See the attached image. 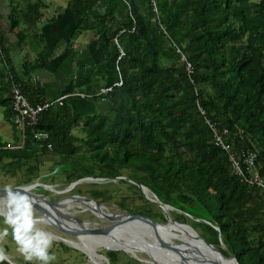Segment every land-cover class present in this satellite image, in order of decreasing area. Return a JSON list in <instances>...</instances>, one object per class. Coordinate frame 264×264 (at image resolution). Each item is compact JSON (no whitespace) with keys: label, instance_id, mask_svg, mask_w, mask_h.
<instances>
[{"label":"trees","instance_id":"trees-1","mask_svg":"<svg viewBox=\"0 0 264 264\" xmlns=\"http://www.w3.org/2000/svg\"><path fill=\"white\" fill-rule=\"evenodd\" d=\"M4 4L0 106L4 120L16 129L11 87L18 85L32 104L44 98L33 74L45 65L46 47L42 35L30 36L36 57L17 72L5 34L13 32L20 44L45 3ZM64 8L76 19L66 56L87 31L83 48L97 61L84 65L65 86L62 104L39 114L34 128L47 132V141L28 134L19 146L20 136L18 143L0 137V166L16 173L23 169L20 185L39 176L43 156L57 157L48 173L62 175L66 185L87 176L103 177L116 190L126 183L143 203L132 204L127 194L117 204L166 222V213L128 179L137 181L172 207L175 221L199 226L201 236L224 255L235 256L239 264H264V188L231 169L211 129L226 131L224 138L240 162L242 153L256 152L255 167L264 179V0H66ZM21 19L26 28L19 26ZM76 97L92 101L95 111L76 112L69 102ZM125 170L128 179L118 178ZM85 182L70 191L80 195ZM89 185L94 198L112 197L98 188L100 183ZM103 253L109 264H144L121 250Z\"/></svg>","mask_w":264,"mask_h":264},{"label":"water","instance_id":"water-1","mask_svg":"<svg viewBox=\"0 0 264 264\" xmlns=\"http://www.w3.org/2000/svg\"><path fill=\"white\" fill-rule=\"evenodd\" d=\"M118 178L128 179L123 176H118ZM103 180V177L87 176L69 183L67 187L64 188V190H51L55 191L56 193H61L63 191L71 190L77 183L82 181L95 182ZM128 180L136 184L141 189L146 199L158 205L160 209L166 213V223H158L148 215L135 212L124 211L123 213L116 214L106 213L96 200L86 196L73 194L59 200L50 201L47 198L33 193L31 190H28L25 185L18 184L16 186L20 187L22 190H28V194L33 201V209L39 213L40 217H44L47 224H50L59 232L74 238H77L80 233L88 235L89 237L87 238V241L93 247V254L102 259V264H109V261L106 256L96 251L95 244L100 242L102 236L105 237L106 235H109L113 230H115V228H117V230H115L117 234H113L112 238L115 241L122 242V245L124 246L120 247L111 245L108 248L106 247V249L123 250L128 252V247L132 245L134 246L133 249L135 252L130 251L129 253L133 257L141 259L136 253L139 251H144L151 258L152 264H162L160 261L168 263L173 262L177 264H239L235 256L224 255L221 253V251L215 245L208 242L199 233H197L190 224L175 221L169 213V210L172 207L161 202L154 193L149 191L146 186L138 183L137 181L131 179ZM27 185L28 187H35L38 185V183H31ZM2 194L3 190L0 189V195ZM66 198L72 199L79 203H82V201L93 202V206L87 205L86 208L92 211L98 217L107 219L110 221V223L101 227H88L76 217H72L69 214L59 213V209L67 205L68 201L65 203L63 202ZM57 214L61 215L63 218L58 217ZM65 217H69L70 219L72 218L74 221H68L64 219ZM171 225L186 227V229L193 232V235L191 236H193V239L197 240L199 243L196 244L193 241H188L181 236L177 237L179 241H174L175 238L171 240L168 238V233H165L164 231V228L169 229ZM174 229L175 228H173V231ZM146 231H148V233H146ZM161 231L163 232L162 234ZM184 231L187 232L186 230ZM182 233L183 232H179L181 235ZM61 240L68 244L70 239L61 238ZM68 245L77 248V246L71 243ZM201 247L206 249L205 253L202 252ZM77 249L81 250L79 247ZM6 260L7 259H5V261ZM9 264H12V262Z\"/></svg>","mask_w":264,"mask_h":264},{"label":"rangeland","instance_id":"rangeland-1","mask_svg":"<svg viewBox=\"0 0 264 264\" xmlns=\"http://www.w3.org/2000/svg\"><path fill=\"white\" fill-rule=\"evenodd\" d=\"M42 1L43 3H45L46 6L41 8V10L43 12V17H46V18L54 14L55 6L66 4V0H42ZM252 1L257 2L258 0H252ZM4 3H5V0H1L0 5ZM3 6L4 8L2 6L0 7L2 10L5 9L6 5L4 4ZM83 34H84L83 36L81 35L80 37L77 38L75 42L76 44L80 43L79 45L82 46L88 41V37L90 36V34L87 31L84 32ZM9 53H10V57L14 60V62H15V59L18 60L20 58L18 57L20 54L15 55L11 51ZM1 67L2 66L0 64V71H4ZM0 137L6 140L8 143H18L20 141L18 132L16 131V129L13 128L12 124L4 120L1 110H0ZM53 158L56 159L57 157L43 156V163L40 166L39 176L37 178H34L33 181L30 183L20 184V185H25L28 190H31L33 193L41 195L50 201L59 200L69 195H73V192L70 190L63 191L61 193H56L55 191H52V190H57V191L64 190V188L67 187L66 182L62 178V175H58V174L55 175V174L48 173V165L51 163ZM23 173H24L23 169H21V171L16 173L14 172V170L4 169L0 166V188L4 187L5 184H9V183L14 184V185L19 184V181L23 179ZM123 174H124L123 177H126L127 170H125ZM31 183H38V185H36L35 187H28L27 184H31ZM91 183H100V186L98 188L99 189H102L103 187L106 188L110 192L112 197L109 200H101L100 198H94L93 196L89 195L88 190L91 188V185H89ZM103 184H106V185L102 186ZM121 188L122 189L116 190L113 187V185L107 184V182H103V181H100V182L86 181L85 184L81 186L82 192L79 194L81 196L93 198L100 204L102 209L106 213H109V214L123 213L125 211V209H123L119 204L116 203V199L119 198L121 195L129 194L132 196L131 197L132 204L139 205V206L142 205L143 202L141 201L139 196L133 193L126 183H122ZM59 211H60L59 213L69 214L72 217H76L80 219L88 227H101V226H105L110 223V221H108L107 219L98 217L97 215H95L92 211L87 209L86 206L80 203L77 204L76 202L70 203V204L67 203V205H65V207L60 208ZM161 212L163 211L161 210ZM33 215L35 219H37L35 220L34 229H42L45 232H47L50 236H52L53 238V243L51 247L49 248V251L53 252L56 258L55 260L50 261L49 264H102V261H101L102 259H99V257H97L96 255H93L92 253L86 251L83 248H81V250L85 251L86 254L79 249H76V248L73 249V247H71L67 243H64L61 240V238H65V239L73 240L74 242H80L78 238L65 235L59 232L56 228H54L50 224L45 223L46 221L41 220L42 216L40 217L39 213L35 209H33ZM58 217H62V216L58 215ZM64 219L68 221L70 220L74 221V219L72 218L70 219L69 217H65ZM191 219L192 218L189 217L188 221H191ZM155 220L158 223H162V224L166 223L164 221L159 220V218ZM0 226H3V225H0ZM194 229L196 230L197 233L201 235L202 230L199 226H195ZM170 230H169L170 233L173 232V234L171 235L168 234V237L171 236L172 240L173 238H175L174 241H179V239L176 238V235L177 237L180 236L179 232H182V231L179 229H175L174 231L173 229H170ZM173 235L175 237H173ZM60 242H63L65 245L71 247V249H64L62 246H60ZM221 246L224 248V245L221 244ZM5 247L7 248V250H5ZM106 247L108 248L110 246H107V245L97 246L96 251L98 253L104 254L103 252L105 250H109V249H106ZM0 248L4 250L7 263L10 261L12 262V264L13 263L14 264H42V262H39L36 260H33L31 262L24 261L22 255L16 250L17 245H16V242L12 240L11 233H9L7 237L0 239ZM127 251L128 252L126 251L124 252L127 253L130 257H133L129 252L130 251L135 252V250L133 248L130 249L128 247ZM136 254L139 258L143 260L144 264H152V260L147 255L146 252L139 251ZM160 262L162 264H177L173 262L171 263L162 262V261Z\"/></svg>","mask_w":264,"mask_h":264},{"label":"crops","instance_id":"crops-1","mask_svg":"<svg viewBox=\"0 0 264 264\" xmlns=\"http://www.w3.org/2000/svg\"><path fill=\"white\" fill-rule=\"evenodd\" d=\"M1 6L4 8L3 5ZM64 7L65 5L55 6V12L51 15L56 18L53 22H47L46 20L49 17H43V12L40 19L34 21L29 28H26L25 20L21 19L19 26L26 28L27 36L25 40H21L20 44L16 42V36L13 32L8 31L5 34L7 36L5 45L8 47L9 52L11 51L15 55L20 54L18 56L20 58L15 59V62L11 58L17 72L22 71L20 67H22L24 61H34L36 57V54L30 49V36L32 37L33 34L42 35L46 47L44 52L45 65L37 69L33 75L37 79V83L44 88L45 96L43 99H53L61 95L65 86L73 81L76 73L82 70L81 68L84 65L97 61V57L95 54H91L90 49L83 48V45H79L80 43H75L78 37L84 35L83 33L75 39L72 45L75 51H73L71 57L66 56L68 36L76 24V19L70 16ZM38 48L40 49L41 46H38ZM92 51L95 50L92 49ZM69 102L76 112L90 113L95 111V106L90 100L76 97L69 100ZM1 108L0 106V110H2Z\"/></svg>","mask_w":264,"mask_h":264},{"label":"clouds","instance_id":"clouds-1","mask_svg":"<svg viewBox=\"0 0 264 264\" xmlns=\"http://www.w3.org/2000/svg\"><path fill=\"white\" fill-rule=\"evenodd\" d=\"M0 195V239L11 233L16 242L17 251L24 261L33 260L49 264L55 260V254L49 251L53 238L42 229H34L33 201L28 190L14 184H5ZM6 259L4 250L0 248V261Z\"/></svg>","mask_w":264,"mask_h":264},{"label":"built area","instance_id":"built-area-1","mask_svg":"<svg viewBox=\"0 0 264 264\" xmlns=\"http://www.w3.org/2000/svg\"><path fill=\"white\" fill-rule=\"evenodd\" d=\"M181 59H185V57L181 55ZM186 69L188 72L191 70V65L189 63H187ZM105 89L101 90L104 91ZM10 91L13 110L12 123L15 125V128L18 131L21 139L19 146L24 144L28 134L30 135L29 138L32 140L37 139L47 141V132L36 130L34 128L39 119V114L54 103L62 104L63 99L67 95L58 96L53 99L45 98L32 104L23 94L21 88L18 85H12ZM75 94L79 95L80 97L86 96L83 93ZM211 129L214 137L213 143H215L216 146L220 147L228 154L231 169L239 174L243 181L264 188V179L259 175L255 167L256 152L248 150L245 153H242L243 158L242 162H240V160H238L235 154L231 151L229 143H227L226 139L224 138L226 131L224 130L222 134L219 133L214 127H211ZM242 164L244 169L246 168V173L245 171L243 172L244 169Z\"/></svg>","mask_w":264,"mask_h":264},{"label":"bare ground","instance_id":"bare-ground-1","mask_svg":"<svg viewBox=\"0 0 264 264\" xmlns=\"http://www.w3.org/2000/svg\"><path fill=\"white\" fill-rule=\"evenodd\" d=\"M65 200H67V201H65ZM63 202L65 203V202H67L68 204H70V203H75L74 202V200H72V199H65ZM77 204H79V202H76ZM80 204H82V205H84V206H87V205H90V206H93V202H89V201H82V203H80ZM71 214V213H70ZM35 220H37V219H35ZM41 220H44L45 221V219H44V217L42 218L41 217ZM46 223V222H45ZM74 224V223H73ZM162 228H164V227H162ZM173 228H175V229H179V230H181L183 233H182V235L181 234H179L180 236H182V237H184L185 239H187L188 241H193L194 243H199L197 240H195V239H193V236H191V235H193V232L192 231H190V230H188V229H186V227H182V226H176V225H171V227L169 228V229H166V228H164V231H165V233H168L169 235H171V234H173V232L172 233H170V229H173ZM174 229V230H175ZM115 230H117V228H115ZM115 230H113L109 235H106L105 237H103L102 236V238L100 239V242L99 243H96L95 245H96V247L97 246H101V245H107V246H111V245H113V246H124V245H122V242H120V241H115V240H113V238H112V235L113 234H117L116 233V231ZM160 230H162V229H160ZM170 230V231H169ZM184 230H186L187 232H185ZM146 233H148V231H146ZM163 232L161 231V234H162ZM188 234H190V235H188ZM89 236L88 235H84L83 233L81 234H79L78 235V239L80 240V242H74L73 240H69L68 242V244H73V245H75V246H77V248L78 247H80V248H83V249H85L86 251H88V252H90V253H92L93 254V251H92V245H90L89 243H88V241H87V238H88ZM173 237H175L174 235H173ZM179 237V236H178ZM168 238H170L171 240H172V238L171 237H168ZM176 238H177V235H176ZM95 247V246H94ZM134 246H130L129 248L130 249H132ZM201 250H202V252L203 253H205L206 252V249H203V247H201ZM83 251V250H82ZM84 253H86L85 251H83ZM93 255H95V254H93ZM172 257H174V256H172ZM100 259V258H99ZM102 261V260H101Z\"/></svg>","mask_w":264,"mask_h":264}]
</instances>
